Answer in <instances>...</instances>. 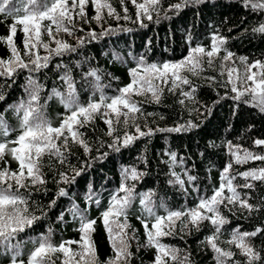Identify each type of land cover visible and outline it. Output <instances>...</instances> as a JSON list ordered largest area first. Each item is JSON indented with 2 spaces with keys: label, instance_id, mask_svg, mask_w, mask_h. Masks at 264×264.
I'll return each instance as SVG.
<instances>
[{
  "label": "trees",
  "instance_id": "trees-1",
  "mask_svg": "<svg viewBox=\"0 0 264 264\" xmlns=\"http://www.w3.org/2000/svg\"><path fill=\"white\" fill-rule=\"evenodd\" d=\"M108 2L119 14L120 19L109 16L107 9H103L101 20L96 21L93 19L96 12L89 0L85 6L86 17L81 19L76 15L74 18L72 35L63 31L55 34V25H52L56 39L69 43L76 51L65 53L63 56L52 55L48 68L33 74L44 85V91L41 92L42 104H45V98L51 95L53 87L66 94L67 87L60 79L66 70L71 71L79 101L86 103L90 98L98 99L100 95L96 92L93 97L94 89L90 83L92 78H85L84 74L90 69L98 70L101 77L99 83L104 94L112 97L119 95L118 89L131 82L129 70L136 68L141 58L145 64L177 62L187 57L192 47L203 46L210 50L213 35L226 38L227 42L213 59L211 66L207 64V57H204L199 74L181 72V75L187 76L190 80L189 85L179 84L172 91L170 84L163 85L159 80L154 81L162 89L159 102L152 99L151 93L132 95V100L137 102L140 112L134 114V120H129L127 125L123 123V116L117 123L111 110H107L110 113L107 117L103 115L106 111L104 108L95 113L89 123L79 128L91 151L85 153L79 144L71 143L70 139L64 163H60L55 156L45 155L41 161L45 184L34 185L30 178L25 177L23 182L27 187L19 188L13 180H8V183L13 185V190H18L27 202L21 207L26 206L29 214L40 217L17 235L16 241L22 244L19 260L27 261L34 248L32 242L38 241L41 237H50V242L56 246L68 240L79 241L81 236L78 231L79 220L74 219L69 211L72 205L76 204L89 219L96 220L95 230L90 233L88 239L99 264H106L114 253L101 213L107 209L111 194L121 183L122 169L134 167L144 175L138 181H128L129 184L135 183L137 194L127 210V222L131 227L126 231L129 235L135 234V239L129 240V250L132 253L129 264H153L157 253L155 248L145 247V230L138 217L143 219L148 217L140 204L139 194L149 192L153 194L151 199L157 215L166 216L169 211H187L194 208L201 198L211 197L214 190L220 186L223 169L231 163L232 168L228 175L236 177L233 184L241 198L254 205L256 210L249 212L239 205H221L220 212L227 218L228 223L221 229L217 243L222 249L233 251L236 254L234 260L246 264L245 257L240 254L239 249L227 241L231 239L233 230L253 232L257 228L264 229V181L251 178L245 180L240 175L246 171L264 169V160H249L247 163L238 164L229 154L227 145L231 142L233 146H239L241 154L243 150H248L256 155H264V145L257 146L254 143L257 139L264 140V113L255 107L234 101L232 97L235 93L231 91L233 84L227 81L229 69L236 68L238 72L240 71L242 64L240 57H246L249 64L255 61L264 62V34L253 31L264 24V12H254L245 8L242 0H190L179 11L171 9L170 6L182 0H159L158 6L152 11L151 20L142 17L141 21H137V9L132 0H125L123 5L120 0ZM13 5L18 8L28 6L27 0L23 3L21 0H13ZM125 7L129 19L123 18ZM19 14L22 16L24 13L21 11ZM13 20L14 17L0 14V59L10 58L7 37L10 35ZM49 24L50 21L44 20L41 22V28L44 29ZM89 32H95L98 38L91 39L88 36ZM189 36L191 40L188 39ZM35 39L33 34L30 44ZM80 39L84 40L83 45L78 43ZM24 40L25 33L21 26L17 25L13 46L21 57L27 60ZM40 40L48 43L51 48L56 47L46 30L42 32ZM225 50L234 54L227 62L222 60L226 54ZM33 51H38L41 57L49 55L42 45H37ZM222 62L227 63L223 74L219 71ZM28 75L27 71H19L11 78L0 76V93L5 97L0 101V114H3L10 130L9 136L0 137V141L14 140L20 134V120L10 106L26 98L24 85ZM233 80L237 87L243 89L239 80H236V73H233ZM192 88H195L193 98L182 94L191 91ZM244 99L248 97L245 96ZM181 100L184 101L183 104L180 103ZM44 112L53 126H59L69 114L57 97L47 100ZM105 119L113 121L114 131L111 136L108 135L109 126L104 122ZM188 122L198 127L179 133L156 131ZM136 125L145 132L152 129L154 134L140 137L127 147L122 146L125 133L138 135ZM116 137L121 141V145H118L119 151L109 147ZM15 146L8 144L7 148ZM170 152L177 156L175 165H172L170 157L166 155ZM4 168L10 172L20 171L17 161L7 154L0 160V170ZM74 168L84 169L75 178L74 183L57 182L60 172L71 175ZM173 173L184 181L183 187L175 182ZM188 175L196 179L189 183ZM246 183L252 184L253 187L244 188L243 185ZM60 187L66 189L67 196L57 198ZM90 189L94 199L99 198V206L86 201ZM224 195H230L227 189ZM53 200L54 205L51 204ZM61 214L63 220L60 219ZM123 219L120 217L121 221ZM112 226L115 229V225ZM213 232V226L209 221L201 222L197 228L188 223L187 216H182L174 220L173 233L162 236L159 240L162 244L179 249L178 256L183 258L187 255L191 264H216V254L206 243V237L213 235ZM249 241L262 257L257 264H264V231L250 237ZM71 248L79 250V245L73 244ZM11 255L0 247V264H9ZM48 259L50 264H62L64 256L60 252H54L49 254ZM165 259L167 264H179V260ZM228 264H232V261Z\"/></svg>",
  "mask_w": 264,
  "mask_h": 264
},
{
  "label": "snow or ice",
  "instance_id": "snow-or-ice-1",
  "mask_svg": "<svg viewBox=\"0 0 264 264\" xmlns=\"http://www.w3.org/2000/svg\"><path fill=\"white\" fill-rule=\"evenodd\" d=\"M23 3L24 0H21ZM89 0H27L26 7L18 8L13 5V0H0V14L6 17H14L13 23L10 25V35L7 37V42L10 50V58L8 60L0 59V76L13 77L19 71H27L29 73L26 83L24 85V93L26 98H22L15 105L10 107L15 111L20 120V134L14 140L3 139L0 141V160L7 154L10 155L19 165V172H10L7 168L0 170V247L4 251L10 252L11 258L9 264H50L48 256L50 253L60 252L64 256L62 264H99L91 241L88 239L90 233L93 232L96 220L89 219L84 211L73 204L69 209L74 219L79 220L80 240H68L60 243L58 246L50 242V237H41L38 241H33V250L30 252L27 261L19 260L21 255L22 244L16 241L17 235L23 232L26 227H30L32 223L40 217L29 214L26 206V200L19 193L18 190H13V185L8 183V180H13L19 188L27 187L23 182L25 177L31 179L32 184L43 185L46 181L43 178L41 171L42 158L45 155L49 157L55 156L60 163H64L65 152L69 148V141L71 143L79 144L85 153L91 151L90 147L83 139V133L79 132V128L85 126L93 118L94 114L100 112L102 108L104 116H109L107 110H111L115 114L117 123L120 122V117L123 116V123L127 125L129 120H134V114L140 112L137 102L132 100V95H144L151 93V97L155 102H159L161 98L162 89L154 81L159 80L163 85H171L170 90L174 91L179 84L189 85L191 82L187 76L181 75V72L187 71L194 75L199 74L202 70V61L207 57V64L212 65L213 59L220 53L223 46L226 44V38L213 35L210 50H206L203 46H196L190 48L188 56L183 60L177 62H164L162 64L149 63L145 64L141 58L136 68L129 70V76L132 78L131 82L118 89L119 95L112 97L106 96L103 92V87L100 85V75L98 70L90 69L85 75V78L91 77L93 86V97L96 92H99V98H90L86 103H81L78 98L75 82L71 76V71L66 70L60 77L64 85L67 87L66 94L53 87L51 95L45 98V104L41 103V92L44 91V85L39 82L33 74L39 73L42 69L48 68L49 60L52 55L63 56L65 53H72L76 48L69 43L56 39L55 34L61 31L68 35L73 34L74 18L78 15L84 19L87 15L85 6ZM190 0H182V2L170 6L175 11L181 10ZM243 6L251 11L264 12V0H242ZM96 15L93 17L96 21H100L103 9H107L109 16H114L120 19L119 14L116 13L108 0H91ZM123 5L125 0H120ZM133 5L137 9V21H141L142 17L151 20L152 11L156 9L159 0H132ZM78 10V11H77ZM23 11L21 16L19 13ZM127 8H124V19H129L127 16ZM158 15V13H157ZM44 20L50 21V24L41 28V22ZM17 25L21 26V30L25 33V55L27 60L23 59L18 50L13 46V36L17 31ZM52 25H55V34ZM141 26L144 25L141 22ZM47 31L50 39L56 44L55 48H51L48 43H43L40 36L43 31ZM256 33L264 34V24L253 29ZM33 34L36 39L30 44ZM103 33H101L102 35ZM88 36L91 39H97L95 32H89ZM191 40V37L188 38ZM80 45L84 44V40L78 41ZM37 45H42L49 55L41 57L33 49ZM226 54L222 60L227 62L231 60L234 54L225 50ZM240 62L245 66V75L243 77L244 87L241 89L237 87L233 80V73H236V80H240L238 69L231 68L228 70V83L233 84L231 91L235 93L232 97L237 103H245L249 106L257 108L261 113H264V62L255 61L248 63L246 57H240ZM257 69L258 71H252ZM142 73V74H141ZM179 82V83H178ZM250 82V83H249ZM138 87H135L137 86ZM110 87V85H109ZM195 88L191 91L183 92L185 97L193 98ZM247 96L248 99H244ZM57 97L69 113L64 117L59 126H53L52 122L46 118L44 109L47 100ZM5 97L0 93V101ZM184 103L183 100L180 101ZM108 127V135L113 134V121L105 119L104 121ZM198 125L188 122L187 124L178 125L172 128H160L156 131L160 132H186ZM136 132L138 135L124 134L122 146L127 147L134 140L144 136H151L154 134L152 129L147 132L142 131L136 125ZM10 130L3 117L0 114V137L6 138L9 136ZM62 138V139H61ZM59 142V143H58ZM257 146L264 145V140H255ZM8 144L16 145L10 149ZM121 141L119 137L114 138L109 147L115 151H119ZM229 154L235 158L238 164L247 163L249 160H264V155H256L248 150H243L239 146H233L231 142L227 145ZM235 148V150H234ZM7 149V152H6ZM170 157L172 165H175L177 156L174 152L166 153ZM232 164L229 163L222 171L220 176V186L215 189L211 197L201 198L199 203L192 209L187 211H169L166 216L157 215L153 209V201L151 199L152 193H140V204L143 210L147 213L148 219H140L141 224L145 230L146 244L145 247L155 248L156 255L153 264H167L165 258H170L172 261L179 260V264H191L187 255L183 258L178 256L179 249L162 244L159 240L162 236L171 235L174 231V220L182 216L188 217V223L194 227H199L203 221H209L213 226V235L206 237V243L211 247L215 255L216 264H241L240 261L234 260L235 253L231 250L222 249L217 241L221 234V229L228 223V220L220 212L221 205H239V207L248 210L249 212L256 210L255 206L248 203L246 199H242L237 187L233 184L235 176H229ZM83 168L72 169V174L60 172L58 183L71 184L75 182V178L81 174ZM144 173L138 172L136 168L122 169V180L117 190L111 194L108 207L101 213V218L108 233L109 240L112 246L114 256L109 258L106 264H129L132 253L130 252L129 240L135 239V234L129 235L127 229L131 225L127 222V210L132 205L136 194L135 183L129 184L128 181H138L142 179ZM240 175L248 180L264 181V169L250 170ZM175 182L184 186V181L180 176L173 173ZM196 179L192 175H188V182L191 183ZM244 188L253 187L252 184L246 183ZM230 195L225 196L224 192ZM123 193V195H121ZM68 192L65 188L60 187L57 192L58 197L67 196ZM88 203L94 202L97 206L100 204L99 198L93 197L91 189L86 195ZM55 204V200L51 202ZM163 206V204L161 205ZM123 217V221L120 220ZM110 218L111 222H110ZM60 219L63 220V214ZM151 223V227H149ZM112 225H115V229ZM187 227V224L185 225ZM264 229L257 228L253 232H240L238 229L231 232V239L227 241L230 245H235L239 249L240 254L245 257L246 264H257L261 260V255L257 252L249 241L250 237H255ZM16 241V243H13ZM79 245V250H73L71 245ZM78 257V259H77Z\"/></svg>",
  "mask_w": 264,
  "mask_h": 264
},
{
  "label": "rangeland",
  "instance_id": "rangeland-1",
  "mask_svg": "<svg viewBox=\"0 0 264 264\" xmlns=\"http://www.w3.org/2000/svg\"><path fill=\"white\" fill-rule=\"evenodd\" d=\"M227 67V63H225V62H222L221 64H220V69H219V71H220V73H224V71H225V68ZM253 71V70H252ZM239 73V76H240V80H239V84H240V86L243 88L244 87V84H243V77H244V75H245V66L243 65V64H241V68H240V71L238 72ZM250 83V82H249Z\"/></svg>",
  "mask_w": 264,
  "mask_h": 264
}]
</instances>
